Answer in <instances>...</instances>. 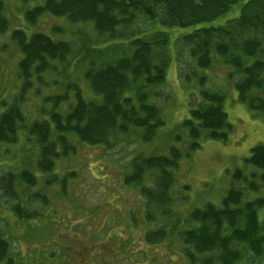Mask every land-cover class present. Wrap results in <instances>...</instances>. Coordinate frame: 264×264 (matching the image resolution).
<instances>
[{
	"label": "trees",
	"instance_id": "16d2710c",
	"mask_svg": "<svg viewBox=\"0 0 264 264\" xmlns=\"http://www.w3.org/2000/svg\"><path fill=\"white\" fill-rule=\"evenodd\" d=\"M21 1L27 4L33 0ZM238 5V16L220 21ZM4 10V0H0V32L11 24ZM23 16L27 23L20 20L17 27L14 23L11 34L22 53L18 61L21 90L13 102L1 106L0 147L18 144L25 133L36 147L35 167L40 173L25 160L16 171L0 178L2 194L18 226L26 219L31 221L28 213L33 198L39 203V195L29 193L28 197L26 188L40 185V178L54 170L60 147L68 153L74 139L105 150L130 138L149 143L166 127V115L155 97L167 81L174 29L182 30L175 38L174 51L186 88H191L193 79L204 86L207 76L202 73L214 66L216 56L221 57L232 69L229 75L235 78L240 101L264 116V0H43ZM52 17L71 25L91 26L92 35L81 30L80 45L75 47L70 39L60 36L64 33L61 26L52 27L51 33L32 29L40 20ZM183 55L190 60L191 71L183 70ZM70 61L73 65L81 61L91 96H86L79 83L63 78L67 80L62 84L65 93L44 97L51 107L43 110L42 119L30 120L21 104L26 95L47 85L46 75L63 72L64 63ZM198 93L197 105L179 124L190 140L187 157L200 148L202 138L227 142L233 130L224 95L208 89ZM65 103L68 106L63 111ZM182 138L176 134L174 140ZM183 155L181 149L170 145L168 155L132 159L127 183L139 190L153 212L169 215L165 210L172 201L170 189ZM243 164L253 172L264 169V145L253 147ZM246 173L241 168L235 170L234 182H247ZM261 177L264 181V174ZM46 180L49 184L52 179ZM246 186L231 187L220 203L208 202L190 213L187 227L178 235L187 264H240L264 254V220L259 216L264 199L247 200ZM249 188L257 191L252 183ZM150 219L159 220L156 216ZM6 230L0 224V263L18 264ZM170 233L158 227L143 239L156 245Z\"/></svg>",
	"mask_w": 264,
	"mask_h": 264
},
{
	"label": "rangeland",
	"instance_id": "374dc122",
	"mask_svg": "<svg viewBox=\"0 0 264 264\" xmlns=\"http://www.w3.org/2000/svg\"><path fill=\"white\" fill-rule=\"evenodd\" d=\"M42 2L33 0L24 4L21 0H4V14L11 24L10 29L0 32V112L3 103L13 102L21 90L18 61L22 53L12 40L13 28L20 25V20L27 23L23 12ZM239 12L240 6H235L220 21L238 16ZM55 25L63 27L64 33L60 36L70 39L75 47L80 45L81 30L92 35L91 26L71 25L55 17L40 20L32 29L51 33ZM181 32V29L171 31L172 63L166 84L157 90L159 95L155 97L167 118L166 127L155 140L147 143L130 138L105 150L74 139V152L64 153L60 147L54 170L40 178V185L26 188L28 197H31L29 193L39 195V203L33 198L34 204L28 213L31 221H21L19 226L0 188V224L7 227L5 232L13 242V255L18 264H187L178 235L187 227V218L193 210L208 202L218 204L231 187L243 189L245 184L247 200L257 196L264 199L261 177L264 169L253 172L243 164L253 147L264 145V116L252 112L240 101L235 78L229 75L232 69L221 57L216 56L214 66L202 73L207 76L204 86L197 85L193 79L191 88L185 87L174 51L175 38ZM181 64L183 70L191 71L187 55H183ZM64 67L63 72L46 75L47 85L26 95L21 104L30 120L43 118V110L51 107L50 103H44V97L64 94L66 89L62 84L67 80L79 83L86 96H91L81 61L76 65L73 61L69 65L66 62ZM202 89L224 95V107L233 130L227 142L202 138L200 148L187 157L190 140L179 124L189 115L190 108L197 105L198 92ZM65 106L68 104L61 106V110L64 111ZM176 134L183 137L181 141L174 140ZM170 145L181 149L184 155L170 189L172 201L165 210L169 215L164 216L161 211L148 209L146 199L126 179L132 172L131 161L135 156L168 155ZM37 155L36 147L25 133L18 144L0 147V178L11 170L16 171L25 160L34 172L40 173L35 167ZM238 168L248 172L245 174L247 182H234L233 175ZM47 177L52 179L49 184H45ZM250 183L257 191L249 188ZM150 216L159 220L151 221ZM259 216L264 220V206ZM158 227L171 232L167 239L156 245L146 243L144 235ZM240 264H264V254L251 256Z\"/></svg>",
	"mask_w": 264,
	"mask_h": 264
}]
</instances>
